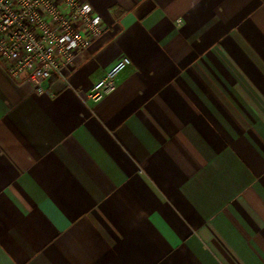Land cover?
<instances>
[{
    "label": "crops",
    "instance_id": "crops-1",
    "mask_svg": "<svg viewBox=\"0 0 264 264\" xmlns=\"http://www.w3.org/2000/svg\"><path fill=\"white\" fill-rule=\"evenodd\" d=\"M85 1L62 75L0 62V264H264V0Z\"/></svg>",
    "mask_w": 264,
    "mask_h": 264
},
{
    "label": "built area",
    "instance_id": "built-area-1",
    "mask_svg": "<svg viewBox=\"0 0 264 264\" xmlns=\"http://www.w3.org/2000/svg\"><path fill=\"white\" fill-rule=\"evenodd\" d=\"M106 30L85 0H0V62L11 77L41 89L73 67ZM130 65V58L119 59L95 83L89 99L97 103L115 91L118 76Z\"/></svg>",
    "mask_w": 264,
    "mask_h": 264
}]
</instances>
